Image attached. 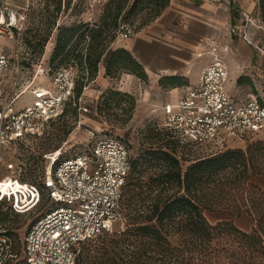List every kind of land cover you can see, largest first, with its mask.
Here are the masks:
<instances>
[{
    "label": "built area",
    "instance_id": "2783aa9c",
    "mask_svg": "<svg viewBox=\"0 0 264 264\" xmlns=\"http://www.w3.org/2000/svg\"><path fill=\"white\" fill-rule=\"evenodd\" d=\"M83 2L94 7L108 0ZM24 22L21 10L11 6L10 0H0V36L14 42ZM133 35V27L122 23L115 40L127 41ZM87 40L81 44L83 52ZM11 71H24L18 53L14 60L0 53V204L20 214L38 205L44 193L51 207L28 227L20 260L23 264H76L82 243L111 233L113 225L123 221L120 202L129 171L127 147L116 137L103 136L74 157H50L41 189L21 183V166L11 162V148L27 136L41 137L48 123L64 114L73 98L77 72L72 65L56 71L48 88L32 90V103L13 112L16 95L2 98L3 80ZM227 75L225 65L214 60L202 70L196 86L186 89L175 104L163 107L160 125L190 154L204 151L213 156L232 143L264 134V102L251 97L234 103L225 87ZM17 259L8 232L0 227V264Z\"/></svg>",
    "mask_w": 264,
    "mask_h": 264
},
{
    "label": "trees",
    "instance_id": "16d2710c",
    "mask_svg": "<svg viewBox=\"0 0 264 264\" xmlns=\"http://www.w3.org/2000/svg\"><path fill=\"white\" fill-rule=\"evenodd\" d=\"M54 1L55 12L59 13L61 0ZM168 5L169 0H108L101 6L103 14L96 24H58L49 64L65 62L54 73L75 66L80 76L76 74L74 100L94 80L99 66H103L104 76L109 79L130 74L146 81L142 66L126 50H111L109 44L115 40L121 19L144 13L139 27L143 28L159 18ZM48 38L45 36L40 45L47 44ZM86 38L83 52L81 44ZM163 82V88L181 86L178 78H164ZM164 131L163 135L153 134L164 144L152 145L129 159L120 202L124 229L109 244L79 248L76 264H145L157 258L160 264H177L178 260L190 263L193 251L208 257L209 262L215 257L213 243L226 236L239 239L249 249L264 251V188L250 182V177L264 176V142L256 141L244 151L228 148L189 161L188 150L171 132ZM36 186L41 189L40 184ZM219 211H225L230 218H239L244 212L254 222V228L244 233L232 221L208 223L204 213ZM8 235L11 236L9 232ZM171 238H176L178 246L187 249L190 256L184 260L183 256L174 255L178 248L171 246Z\"/></svg>",
    "mask_w": 264,
    "mask_h": 264
},
{
    "label": "rangeland",
    "instance_id": "374dc122",
    "mask_svg": "<svg viewBox=\"0 0 264 264\" xmlns=\"http://www.w3.org/2000/svg\"><path fill=\"white\" fill-rule=\"evenodd\" d=\"M10 4L21 10V13L25 16V22L20 34L15 36L14 42L5 35L0 36V53L5 54L11 60H14L15 53H18V61L24 67V72L22 75L23 83L19 89L17 88V94L22 93V97H30L32 90L48 88L54 71L65 64L63 62L60 65H57V63L50 65L51 54L46 55L50 48L48 47L49 42L52 45V41H55L58 24L59 26L68 27L79 22H86L87 17L92 18V21L88 22L90 25L96 24L103 14V7H91L84 4L82 0H61L60 12L56 13L54 0H10ZM249 4L251 5V3ZM255 4L254 8L251 5V8L246 9L254 19L251 25L252 32L247 37H249L253 46L264 52V0H257ZM236 11L237 8L233 12L238 17L239 14ZM144 19V13H139L126 18V20L121 19L120 24L130 23L135 29L132 38L135 39L138 33L149 30L154 23L139 28ZM53 21L54 25L52 26ZM222 25L221 28L226 31V37L229 38L227 36V25L223 22ZM47 35H49L47 44L41 46L40 41ZM222 39L221 42H217L211 52L220 59H230L234 55L235 61H240V43L232 38L229 40V46H225ZM124 44L113 40L109 44V48L117 50L120 47L116 48V46H121L127 51ZM250 49L254 55L261 57L257 50L252 47ZM132 58L135 60L133 56ZM240 69V76H255L250 73L252 68L249 69L247 66L240 65ZM77 75L80 76L78 72ZM96 77L97 75L86 86V89L82 90L79 99L75 98L74 100L72 98L68 102L65 113L61 118L48 123L41 137L27 136L11 148L9 152L11 162L15 167L21 166V172L19 173L21 181L39 185L50 157L55 156V154H59L60 159L69 156L74 157L90 148L96 140L103 136H112L122 140L127 147L130 160L136 158L140 152L152 145L156 147L159 144H164L165 141H158L154 138L153 134L163 135L165 129L153 117L152 111L161 103L167 101L169 98L168 93L172 91L171 86L168 85L163 88L165 84L163 79L157 83H152L148 78L146 81H142L134 75L120 74L116 79L105 77L104 81L107 82V85L102 89L95 82ZM14 78L15 72L12 71L10 76L5 79V85L8 87V83ZM255 81V87L245 85L244 88H241L242 94L245 95L244 98L257 95L260 100H264V80L255 78ZM182 84H185L184 81H182ZM7 87L4 88L3 96L11 90ZM180 88L182 87L175 89ZM116 94L118 95L116 96ZM121 96H127L129 99L121 98ZM120 99H122L121 102H119ZM23 100L21 99L15 104V107L20 106ZM256 141L264 142V134L252 136L248 140L238 143V145L230 146L229 149L244 151L248 145ZM191 155L188 157L189 161L206 156V153L198 151ZM50 207V202L44 193H42L38 205L20 214H15L8 205L0 204V227L11 234L10 238L18 256L13 264H23L20 255L25 233L30 224ZM123 224L124 221L121 224H114L111 233L102 234L98 238L84 242L80 250L82 247L101 243L109 244L115 234L122 232L124 229ZM170 244L178 248L174 255L183 256L184 260L186 256H190L187 255L189 254L187 249L178 246L176 238H171ZM211 249L214 250L215 257L209 262L207 261L208 257L204 258L203 254L198 255L197 252L193 251L191 252L194 256L193 261L190 263L182 261L180 263L178 260L177 264H208L210 262H213V264H264V251H258L255 248L249 249L244 242L232 237L226 236L216 240ZM158 260L157 258L153 262L151 260L145 264H160ZM167 261L168 259L165 263Z\"/></svg>",
    "mask_w": 264,
    "mask_h": 264
},
{
    "label": "crops",
    "instance_id": "0c3cea01",
    "mask_svg": "<svg viewBox=\"0 0 264 264\" xmlns=\"http://www.w3.org/2000/svg\"><path fill=\"white\" fill-rule=\"evenodd\" d=\"M248 2L254 8L257 0H169L168 7L154 21L149 30L138 33L135 39H132L133 35L127 41L116 40L119 43H125L127 52L142 66L144 73L152 83H157L164 78L183 79L180 80V87L182 88H173L168 93L167 101L152 111L156 120L161 119L165 105L175 104L186 89L198 84L202 70L214 60L221 61L227 69L225 87L234 103L241 104L251 97L264 102L257 95L244 98L245 95L243 96L241 90L245 85L255 87V78L264 80V52L253 46L247 37L252 32L251 25L254 21L251 13L246 10L251 8ZM235 8H237L238 17L233 12ZM91 21V17L86 18V22ZM222 22L227 25L229 38L226 37V31L221 28V26L223 27ZM221 38H223L222 43L225 46H229V40L232 38L240 43V61H235L234 55L232 56L233 59H220L211 52L217 42H221ZM53 47L54 42L52 41L46 55L52 53ZM250 47L257 50L261 57L254 55ZM116 48L123 49L121 46H116ZM240 65L247 66L249 69L252 68L250 73L255 76H240ZM249 65L251 66L249 67ZM23 72L15 73V78L8 83V87L5 85V79L11 73L3 80V101L7 100L11 94L16 95L12 105L13 112H17L32 103L31 95L30 97H22V93L17 94V90L23 83ZM104 78L103 66H99L95 82L101 88L107 85ZM182 81L185 84H182ZM6 87L11 90L3 96ZM19 97L21 98L19 99ZM21 99H24L20 103L21 105L15 107V104ZM232 145H238V143H232ZM250 182L259 188H264V176L250 177ZM204 217L212 225L222 221H232L235 227L244 233H249L254 228V222L244 212L239 218H230L223 211L204 213Z\"/></svg>",
    "mask_w": 264,
    "mask_h": 264
},
{
    "label": "bare ground",
    "instance_id": "6f19581e",
    "mask_svg": "<svg viewBox=\"0 0 264 264\" xmlns=\"http://www.w3.org/2000/svg\"><path fill=\"white\" fill-rule=\"evenodd\" d=\"M50 46H51V43L49 42L48 47H50ZM12 189H13V191H15V188L12 187Z\"/></svg>",
    "mask_w": 264,
    "mask_h": 264
}]
</instances>
